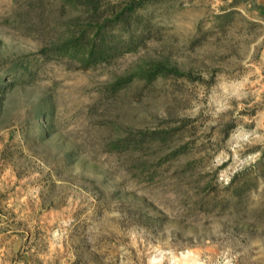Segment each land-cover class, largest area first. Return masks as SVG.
Returning a JSON list of instances; mask_svg holds the SVG:
<instances>
[{"label":"rangeland","instance_id":"rangeland-1","mask_svg":"<svg viewBox=\"0 0 264 264\" xmlns=\"http://www.w3.org/2000/svg\"><path fill=\"white\" fill-rule=\"evenodd\" d=\"M0 264H264V0H0Z\"/></svg>","mask_w":264,"mask_h":264}]
</instances>
